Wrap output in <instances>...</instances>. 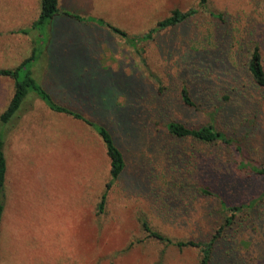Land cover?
<instances>
[{
	"label": "rangeland",
	"instance_id": "374dc122",
	"mask_svg": "<svg viewBox=\"0 0 264 264\" xmlns=\"http://www.w3.org/2000/svg\"><path fill=\"white\" fill-rule=\"evenodd\" d=\"M198 2L76 1L78 21L105 24L91 31L93 43L87 46L91 50L100 41L117 47L120 66L117 72L98 69L92 57L81 67L78 60L86 51L78 45L71 52L77 71L58 78L59 85L46 92L59 106L111 130L125 172L106 189L109 161L96 133L29 93L17 118L0 123L7 166L0 196V264H199L198 248L165 245L149 237L143 225L173 242H207L223 221L220 200L245 208L235 218L237 257L227 262L222 250L216 264H264V175H239L235 162L241 156L234 145L178 141L165 130L170 121L199 127L213 120L246 158L264 163V88L252 89L244 67L252 43L260 45L264 65V0H208L203 8ZM28 5L29 0H0V29L12 28L0 33V52L10 46L18 56L25 48L26 37L15 28ZM192 8L197 14L184 25L136 41L172 10ZM211 13L223 14L227 27ZM109 27L125 32L127 39ZM227 71L235 76H224ZM142 87L136 131L133 114ZM182 87L196 109L182 104ZM12 94V80L0 77V114ZM216 107L222 109L218 114ZM114 121L130 136L136 132L132 142L115 131ZM204 187L218 198L202 195Z\"/></svg>",
	"mask_w": 264,
	"mask_h": 264
},
{
	"label": "trees",
	"instance_id": "16d2710c",
	"mask_svg": "<svg viewBox=\"0 0 264 264\" xmlns=\"http://www.w3.org/2000/svg\"><path fill=\"white\" fill-rule=\"evenodd\" d=\"M208 0H199L198 7H205L206 2ZM60 14V10L58 9V0H40L39 5V13L36 21L32 24V29L40 30L44 24L53 19L55 16ZM197 14L196 9H189L186 12H180L179 10H172L170 15L156 22L155 26L150 29L146 34L142 36L135 37L137 42L151 40L153 33L157 31L173 29L175 27L184 25L189 22L190 19ZM69 17H72L77 20H81L80 17L76 15L66 14ZM210 16L219 21L220 25L227 27V23L225 21L223 14H215L211 13ZM102 26L105 24H101ZM112 32L117 34L118 36L124 37L127 39V34L122 32L116 28L109 27ZM22 34H26L27 31L21 30ZM250 53L247 58L244 67L245 72L248 75V80L252 89H260L264 88V65H263V57L260 50L259 44H250ZM32 60V57L24 60L18 67L15 69H0V77H7L13 81V94L8 103L6 109L0 114V123L5 126L10 124L13 119L17 118L21 108L27 99L29 93H33L37 99L42 101L45 106L52 112L58 114H64L70 116L76 120H80L85 125L89 126L97 135V137L102 142L105 153L109 161V182L107 183L106 189H108L115 181H119L123 176L126 168V162L124 159V155L120 148L118 147L111 130L103 125L96 124L94 122L89 121L84 118L80 113L74 112L66 107H61L56 104L48 93L35 81V79L31 76V71L29 70L28 64ZM221 62H224V65L227 62L226 57L223 55ZM227 68V66H225ZM224 68L221 69V72ZM198 73H202L199 71L194 74V76H198ZM227 74H223L227 76ZM232 73V74H231ZM230 74L234 75V72ZM222 74V73H219ZM230 76V75H228ZM232 76V77H233ZM225 78V77H224ZM233 80L235 77L232 78ZM143 93L141 98H139V102L136 105V112L133 114V122L136 127V131L139 125V116L141 111L140 102L144 98V88L142 87ZM160 90V89H159ZM161 91V90H160ZM179 96L182 104L188 109L194 110L197 108L195 103L191 100L189 91L186 87H182L179 91ZM228 98H224L227 100ZM167 108V106H165ZM163 109V111L166 110ZM221 107H216L215 114L220 113L219 110ZM222 110V109H221ZM95 111V110H91ZM107 111V110H106ZM117 123L115 126V131H118L121 137L125 140H129L132 142V139L135 138L136 132H133V135L130 136L129 133L125 131L126 129L122 126L120 122L114 121ZM165 130L169 137L174 138L178 141L183 140H193L195 142L201 143L203 145H213L215 143H222L227 145H234L238 155L241 156L240 160H237L236 169L241 174H254V175H264V163L258 164L253 160H249L244 156L243 149L237 144L235 141L231 139H227L225 134L220 131L213 120L208 121L199 127H187L182 123L170 121L165 124ZM128 137V139L126 138ZM4 140L0 136V196L3 194V189L6 183V159L4 155ZM132 181H127V190L132 191ZM201 194L208 197H216L218 196L214 194L208 187H204L201 189ZM106 195L105 193L102 195L99 202V209L102 210V206L105 202ZM220 207L222 212L224 213L223 221L219 224L214 232L210 235L209 240L207 242H194V241H179L173 242L169 238L160 234L157 231L151 230L146 224L143 225L145 232L149 237L163 242L165 245H172L177 247L178 249L191 247L198 248L200 252L199 264H216L217 260V252H223V256L227 259V262H232L235 257H237L238 253V244H237V233H238V224L236 222L237 213L240 214L244 206H230L224 200H220ZM3 204L0 203V233H1V221L3 216ZM159 264V263H158Z\"/></svg>",
	"mask_w": 264,
	"mask_h": 264
},
{
	"label": "crops",
	"instance_id": "0c3cea01",
	"mask_svg": "<svg viewBox=\"0 0 264 264\" xmlns=\"http://www.w3.org/2000/svg\"><path fill=\"white\" fill-rule=\"evenodd\" d=\"M39 1L29 0L28 8L22 10L19 16L20 19L16 20V24L22 21V25H19L20 27H16L15 29L27 31L26 34H23L26 37L25 48L17 52L18 56H15L13 49L10 46H6L4 51L0 52V69H15L24 60L32 57V60L28 64L31 76L46 91L47 89L57 87L59 85L57 80L61 76L74 75L78 64H76L75 57L71 52L77 51L75 47L79 48L81 46L86 51L81 53L82 55L78 60L81 67H84L92 57H95L98 62L96 68H104L117 72L118 66H120L117 47H109V45L107 46L100 41L97 45H92L91 50L87 46L88 41H92L91 31L94 29L103 30L105 28L102 25L81 23V21L66 15L67 10H69L68 13L71 15L78 16L80 14L79 16H81L80 10L74 9V6L76 1L79 5L83 0H79V2L78 0H58L59 8H61L60 4L64 5L59 9L60 14L44 24L40 30H36L31 27L38 17V13L36 15V12L39 7ZM31 11H34V14ZM13 21H15V18ZM10 30L12 28L2 27L0 33H7ZM113 38V45L117 46L116 37ZM93 48H96L95 52H93ZM124 50L122 49V51Z\"/></svg>",
	"mask_w": 264,
	"mask_h": 264
}]
</instances>
